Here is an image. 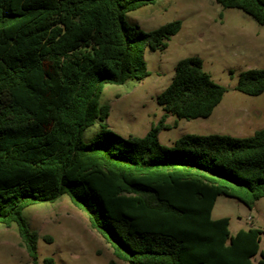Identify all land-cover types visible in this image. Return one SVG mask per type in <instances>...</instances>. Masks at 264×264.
Here are the masks:
<instances>
[{
    "label": "trees",
    "instance_id": "trees-1",
    "mask_svg": "<svg viewBox=\"0 0 264 264\" xmlns=\"http://www.w3.org/2000/svg\"><path fill=\"white\" fill-rule=\"evenodd\" d=\"M155 1L0 0V224L16 225L31 264L37 234L22 211L62 195L110 247L107 264H264V231L231 234L229 218L211 219L220 196L249 210L264 198V129L158 142L169 115L208 118L226 92L199 57L176 63L156 97L163 116L142 138L105 124L104 85L141 82L144 50H165L181 29L179 20L149 32L127 24L126 13ZM214 1L264 26V0ZM235 89L261 95L264 68L239 73ZM97 119V135L84 142Z\"/></svg>",
    "mask_w": 264,
    "mask_h": 264
},
{
    "label": "rangeland",
    "instance_id": "rangeland-1",
    "mask_svg": "<svg viewBox=\"0 0 264 264\" xmlns=\"http://www.w3.org/2000/svg\"><path fill=\"white\" fill-rule=\"evenodd\" d=\"M125 19L143 32L176 20L182 25L165 50H144L149 75L141 82L104 85L98 104L108 107L105 124L110 131L122 138H142L156 125L164 113L156 97L172 80L176 63L187 57H199L203 71L226 92L208 118L185 120L169 115L164 122L169 128L158 133L161 145L170 147L187 134L243 138L264 129V92L247 96L235 89L239 73L264 68V26L241 10L224 9L214 0H156L126 13ZM99 129L97 119L84 130L83 141H90ZM22 217L37 234L39 264L46 257L56 264H107L113 259L110 247L67 195L29 206ZM220 218H229L231 234L253 225L264 229V198L256 204V210L250 211L235 199L220 196L211 219ZM260 248L264 250L263 240ZM0 264H31L15 224H0Z\"/></svg>",
    "mask_w": 264,
    "mask_h": 264
},
{
    "label": "crops",
    "instance_id": "crops-1",
    "mask_svg": "<svg viewBox=\"0 0 264 264\" xmlns=\"http://www.w3.org/2000/svg\"><path fill=\"white\" fill-rule=\"evenodd\" d=\"M262 199V198H261ZM260 199V200H261ZM260 200H258L256 203H255V206L250 210V211H253V210H256V204L260 201ZM249 219V218H248ZM249 220H251V218L249 219ZM253 225V224H252ZM251 227H253V228H257V229H259V230H261V231H264V229H262V228H258V227H256V226H251ZM261 249V248H260ZM262 250V249H261Z\"/></svg>",
    "mask_w": 264,
    "mask_h": 264
}]
</instances>
